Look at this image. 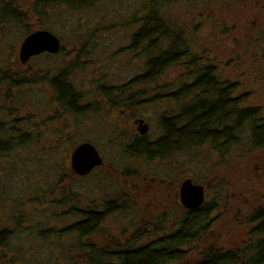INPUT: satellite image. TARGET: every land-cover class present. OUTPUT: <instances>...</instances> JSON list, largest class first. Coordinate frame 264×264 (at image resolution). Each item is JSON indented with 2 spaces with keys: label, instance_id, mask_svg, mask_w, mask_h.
I'll return each instance as SVG.
<instances>
[{
  "label": "rangeland",
  "instance_id": "obj_1",
  "mask_svg": "<svg viewBox=\"0 0 264 264\" xmlns=\"http://www.w3.org/2000/svg\"><path fill=\"white\" fill-rule=\"evenodd\" d=\"M40 1L37 14L36 0H0V132H7L0 133V232L5 234L0 264H71L81 259V236L71 227L81 218V197L94 198L97 177L101 195L129 193L137 179L144 184L152 176L173 178L175 171L181 182L190 178L210 196L239 194L248 179L258 177L261 183L243 194L264 195V121H259L263 129L256 137L250 132L254 126L243 123L226 140L219 134L214 140L205 136L200 145L185 144L188 149L183 150L178 144L166 157L150 153V159L129 153L128 132L108 131L110 103L101 92L116 88L121 101L117 120L143 117L149 124L147 139L154 142L162 135L160 117L183 116L192 103L197 90L185 85L195 80L197 68L187 63L197 55L228 75L231 94L243 108L264 117V0H162L158 8L164 27L175 32L172 41L189 57L166 66L152 82L138 80L149 55L132 47V36L144 19L143 5L149 7L152 0H92L73 8L57 0ZM16 14L20 22L13 19ZM38 26L60 38L61 53L33 57L13 69L17 67L10 57ZM62 68L82 103L90 105L85 110L67 112L52 101L48 79ZM127 100L132 101L129 107ZM121 109L127 113L122 115ZM81 121L86 122L83 131ZM119 125L124 129L123 122ZM85 141L100 150L105 166L96 178L81 181L60 164L67 165L71 149ZM109 165L120 169L117 178L106 171ZM121 221L107 218L102 227L115 228Z\"/></svg>",
  "mask_w": 264,
  "mask_h": 264
},
{
  "label": "flooded vegetation",
  "instance_id": "obj_2",
  "mask_svg": "<svg viewBox=\"0 0 264 264\" xmlns=\"http://www.w3.org/2000/svg\"><path fill=\"white\" fill-rule=\"evenodd\" d=\"M36 30H46L55 35L51 30L43 26H38L33 31ZM55 36L60 42V48L56 53L41 52L31 56L27 62L37 56L54 57L60 54L61 40L57 35ZM10 58L12 64L17 67L13 69H18V67L21 69L27 63L21 64L18 58V51L16 56L14 52ZM65 68H62L55 75L53 73V76L48 79L47 86L51 93L52 101L65 111L70 112L64 102L66 97L64 90H67L68 93L69 91L76 93L73 91L74 89L70 82H68V72L65 71ZM215 70L218 71L217 69ZM219 75L220 80L223 82L220 88L224 96L222 101L223 123L221 126L212 123L213 128L211 130L209 128L205 136L210 139L212 134L216 133L226 140L230 129L228 115L232 92H230L228 87V75L225 72H219ZM12 85H16V82H12ZM101 92L104 95V100L110 103V108L106 110L108 113L110 111L109 120L107 121L108 131L112 134L117 132L119 128L124 133L128 132L130 141H128L127 150L132 155L144 157L146 153H155L158 157V152H151L150 147L165 136L168 121H172L174 132L177 134L181 133L182 128L187 123V121L182 119V114L175 113L173 116L162 115L159 121L162 135L158 140L150 142L147 139L149 124L143 117L132 114L117 120L119 116L117 106L120 107L121 101L117 99L116 88L109 89L108 87L107 90L101 89ZM113 92L116 94L112 95ZM196 95L197 93L194 94L195 97ZM194 96L191 100V106L196 101ZM217 97L214 96L212 100H218ZM77 101L81 110H85V108L90 106L86 105V103L83 104L79 95H77ZM126 103L125 106L129 107L132 101L127 100ZM125 111V109H121L120 113L123 112L122 115H125L127 113ZM178 111H182V109L180 108ZM224 115H226V119H224ZM90 116L93 117L92 114ZM262 118L264 119L263 116ZM120 122H123L124 129L119 125ZM85 123L81 121V131H83ZM144 127L145 132H142ZM86 129L89 128L86 127ZM92 131L95 132V129H92ZM0 133L3 135L7 134L5 131ZM179 144L182 143L180 142ZM92 145L101 158V163L88 173L81 175V181L91 175L96 178V172L99 173L105 166L104 159L99 152L100 150L94 144ZM60 165L66 170H70L69 175L78 177L72 172L69 162L67 165ZM106 168V171H109L114 177L117 178L119 176L117 175L119 168L112 167V165ZM258 169L259 167L255 165V170L257 171ZM129 175L127 174V176ZM259 180L258 177L256 180L248 179L246 184L240 188L239 194L210 196L206 195L204 191L201 204L195 208L188 209L181 202L180 190L182 182L180 175H177L176 171L173 178L165 174L152 176L145 178L144 184H142L143 182L140 179H137V181L131 182L129 193H121L114 196L111 194L101 195V179L97 177V179H93L95 185L93 192L91 191L94 194V198H88L85 195L81 197V210L78 212L81 218L74 223L81 222V259H76L71 264H118L121 263L119 253L150 246L155 247L157 250L174 249L178 251L181 258L178 264H197L204 259L206 251H212L213 249L223 252L243 251L244 258L256 255L254 251L261 248L264 250V195L243 194V192L247 191V188L255 182L261 183V180ZM192 182L195 183L193 180ZM140 189L144 191V194H138ZM51 205L55 207L53 204ZM203 208L207 210L203 212L205 220L199 229L196 216L199 212L198 209ZM68 213L72 212L69 211ZM188 215L191 216L192 227L189 236L185 237V244H182V218ZM107 218H116L117 220L122 218L121 226L115 228L102 227V222ZM229 240L231 241L229 242ZM244 261L246 262L245 259Z\"/></svg>",
  "mask_w": 264,
  "mask_h": 264
},
{
  "label": "trees",
  "instance_id": "obj_3",
  "mask_svg": "<svg viewBox=\"0 0 264 264\" xmlns=\"http://www.w3.org/2000/svg\"><path fill=\"white\" fill-rule=\"evenodd\" d=\"M57 1L64 2L65 5L73 8L77 5H81V3L82 5L89 4L92 0ZM161 1L162 0H158L157 2L155 0H152L151 2L149 1V7L143 5L145 12L142 15H144V19H142V24L139 30L132 36V47H141V50L149 55L147 60V70L140 78H138L141 82L154 81L158 75L167 68L166 66L177 64L179 61L183 62L186 56L189 57L186 55L185 50L179 49L178 41H172L171 38L175 32L166 31L164 27V22L166 20L161 16V11H159L158 8ZM166 1L167 0H163V2ZM35 5L36 13L38 14L42 1L36 0ZM14 17L15 22L21 21L17 14ZM187 65H189V68L192 67V65H195L197 68V70L194 71L196 76L195 80L191 82V85H185V88L189 87V91L194 88L197 90V95L196 97L194 96L196 101L193 106H191V103L189 104V107L186 109L187 111H185V114L182 116V119L187 121V123L184 128H182L181 133H175L172 121H168L165 129V136L150 147L158 152L159 158L166 157L172 152V150L177 149L180 142L183 144V150L188 149L190 145H200V143L204 142V137L207 132L206 127L208 128L212 123L219 124V126L223 123L222 101L224 100V96L222 95V89H220L223 82L219 78L220 75L218 71L215 70L210 61L202 62V59L197 55L189 57ZM228 87L230 92H233L232 82L228 81ZM64 93L66 95L64 102L69 108V111L74 112L75 109H80L77 95L72 91H69L68 93L67 90H64ZM214 96H218V100H212ZM241 103L242 102L237 97L230 96L228 115L230 126L229 135L231 136L235 134V132H237L236 128H240L241 124L248 123L249 125L254 126L250 128V132L252 131L256 137L263 129L260 124L264 119L262 118V115L257 118L259 112L256 109L243 108ZM224 119H226V115H224ZM257 119H260V124L259 121L257 123ZM217 135L218 134L216 133L212 134L210 140H214ZM185 144H189L188 147L184 146ZM171 148L174 149L171 150ZM177 151L179 152L182 150ZM129 153L131 154L130 151ZM144 157H151L150 159H152L153 156L150 153H146L144 154ZM205 210L207 209H198L199 212L196 217L199 229L205 220L203 213ZM191 227V216H184L182 218V244H185V237L189 236ZM71 228L81 236V222L72 225ZM4 245L5 234L0 232V248H3ZM254 253H256V255L244 258L243 251L233 250L223 252L213 249L212 251H206L204 259L200 260L197 264H264L263 248L254 251ZM119 257L121 258V263L118 264H178L181 259L179 252L174 249L157 250L152 246L124 251L119 253Z\"/></svg>",
  "mask_w": 264,
  "mask_h": 264
},
{
  "label": "water",
  "instance_id": "obj_4",
  "mask_svg": "<svg viewBox=\"0 0 264 264\" xmlns=\"http://www.w3.org/2000/svg\"><path fill=\"white\" fill-rule=\"evenodd\" d=\"M59 48L60 42L55 35L46 30H36L22 39L18 48V58L21 64H25L31 56L41 52L56 53ZM142 132H145V127ZM69 163L72 172L81 176L99 165L101 158L91 143L80 142L71 149ZM180 195L183 206L192 209L201 204L204 189L201 184L193 183L190 178H185L181 183Z\"/></svg>",
  "mask_w": 264,
  "mask_h": 264
}]
</instances>
